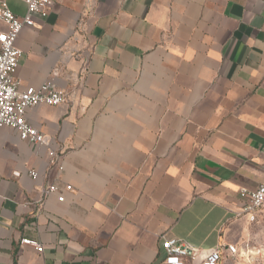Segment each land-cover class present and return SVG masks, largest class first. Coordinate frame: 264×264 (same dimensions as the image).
Wrapping results in <instances>:
<instances>
[{
    "label": "crops",
    "instance_id": "crops-1",
    "mask_svg": "<svg viewBox=\"0 0 264 264\" xmlns=\"http://www.w3.org/2000/svg\"><path fill=\"white\" fill-rule=\"evenodd\" d=\"M15 45L19 89L66 100L26 109L48 147L0 127V264H166L170 238L264 264L239 193L264 173V0H54Z\"/></svg>",
    "mask_w": 264,
    "mask_h": 264
},
{
    "label": "built area",
    "instance_id": "built-area-1",
    "mask_svg": "<svg viewBox=\"0 0 264 264\" xmlns=\"http://www.w3.org/2000/svg\"><path fill=\"white\" fill-rule=\"evenodd\" d=\"M20 1L25 5V13L22 17L15 15L5 0L0 1V21L6 25V29L0 31V127L14 129L21 140L28 141L30 144L48 147L46 137L27 122L25 112L27 108L39 104H60L66 100L65 93L52 80H47L38 87L29 86L23 90L19 89L15 71L22 52L15 42L21 29L35 26L36 16L47 15L48 8L54 0ZM48 154L53 156L54 150L49 149ZM30 175L35 178L36 172L31 170ZM66 189H70V185H66ZM56 191L58 188L54 184L48 185L45 189L46 194ZM239 193L244 199L243 212L253 220L256 212L264 208V173L262 180L255 188H242ZM21 242L33 245L39 252L42 251V245L35 241L22 239ZM161 247L165 252L166 264H187L186 259L194 261L198 257L199 249L182 239H163ZM224 250L235 253L236 247L231 244L215 247L198 264H217Z\"/></svg>",
    "mask_w": 264,
    "mask_h": 264
}]
</instances>
